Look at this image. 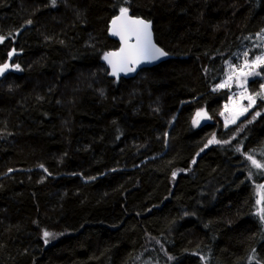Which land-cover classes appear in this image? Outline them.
Here are the masks:
<instances>
[{
    "label": "trees",
    "instance_id": "16d2710c",
    "mask_svg": "<svg viewBox=\"0 0 264 264\" xmlns=\"http://www.w3.org/2000/svg\"><path fill=\"white\" fill-rule=\"evenodd\" d=\"M122 6L170 58L115 80ZM0 36V264H264V103L224 129L214 90L264 0H0Z\"/></svg>",
    "mask_w": 264,
    "mask_h": 264
},
{
    "label": "snow or ice",
    "instance_id": "6c2138e0",
    "mask_svg": "<svg viewBox=\"0 0 264 264\" xmlns=\"http://www.w3.org/2000/svg\"><path fill=\"white\" fill-rule=\"evenodd\" d=\"M126 2V0H125ZM53 5H55V0H52ZM119 16H116L112 20V26L110 28V33L114 36H119L121 39L122 47L119 52H110L104 55V60L112 68V75L118 76L120 72H132L135 71V67L140 63L144 62H152L161 57L167 55L165 51L161 48L157 47L152 42V32H151V22L145 21L143 19H132L129 17V9L128 7H120ZM31 23V21H29ZM135 38V43H130V41ZM5 37L0 36V43H3ZM264 39V37H261ZM15 54L14 50L8 53V60L10 61L12 56ZM248 53H244L245 61L243 66L238 68H230L228 73V78L220 85L218 88L231 87L233 81L236 82L237 87L241 88L243 91L239 93V97L241 100L247 99L249 101L248 105L242 106L238 102H236V106L233 109L234 115L230 119L226 118L225 125L227 126L229 123H235L236 119L240 115H243L248 111L250 107H252L256 102V96L247 95V88L245 84L247 82V77L252 75H261L258 69L264 67V55H258L254 60L249 61L247 59ZM14 68L15 71H20L19 64L10 65L8 62L0 63V75H3L9 68ZM262 89H264V85H262ZM259 95V94H257ZM232 100V98H229ZM225 109H229V105H225ZM224 115V113H221ZM256 115H260L259 112ZM207 113L203 110L198 111L196 116L193 119V125H199L202 119H209ZM255 118V117H253ZM219 143H227V141H220L215 138V135L208 141V144L205 147H208L210 144H219ZM203 151V149H201ZM247 159L251 162V164L258 168L264 169V163L257 162L251 155L247 157ZM195 163V161H193ZM173 180L176 178V173L172 174ZM260 199L257 200V204H264V185H260L258 189ZM261 220L264 221V207L260 208L258 213ZM53 234L45 231L43 233L45 243L48 242L49 237Z\"/></svg>",
    "mask_w": 264,
    "mask_h": 264
},
{
    "label": "rangeland",
    "instance_id": "374dc122",
    "mask_svg": "<svg viewBox=\"0 0 264 264\" xmlns=\"http://www.w3.org/2000/svg\"><path fill=\"white\" fill-rule=\"evenodd\" d=\"M256 45L254 47H247V46H244V47H241L240 49L236 50L224 63V74L222 76V79L221 81L214 87V90H221V89H224V90H227L229 95H228V99L225 103H223L222 105V108H221V111L219 113V119L222 123V126L224 129L230 127V126H233L235 125L237 122L239 121H244L246 119H248L250 117V114L251 112L253 111V109L260 105V103H264V89H262V85H264V78L262 77V73H261V68L258 69V71L261 73V75H252V76H248L247 77V82L245 84V87L247 88V95H254L256 96V102L255 104L250 107L248 109L247 112H245L243 115H240L238 117V119H236V122L235 123H229L227 126L225 125V120L226 118L230 119L232 117V115H234V111L233 109L235 108L236 106V102H238L240 105L242 106H247L249 101L247 99H243L241 100L240 97H239V93L241 91H243L241 88L237 87V84L235 81H233L231 87H225V88H218L217 86L222 84L227 78H228V73L230 71V68H238L240 66H243L244 64V61H245V57H244V53L247 52L249 55L247 57V59L249 61H252L255 59L256 56L258 55H264V45L262 46V52L259 53V54H256L255 56L251 57V51H252V48H255ZM262 79V83L260 85V88L257 92H254L252 93L249 89V85L252 81L256 80V79ZM259 94V95H257ZM232 98V100H230L229 98ZM225 105H229V109L226 110L225 109ZM264 111V108L263 110ZM221 113H224V115H221ZM256 115V114H255ZM253 169L255 171H257V175H258V178L260 179V182L261 183H257V182H254V194H255V199H256V213L258 214L259 211H260V208L261 207H264V204H257V200L260 199V195H259V192H258V189H259V186L260 185H264V169H258L254 166H252ZM53 239V238H52ZM141 264H144L141 262Z\"/></svg>",
    "mask_w": 264,
    "mask_h": 264
},
{
    "label": "water",
    "instance_id": "95a60500",
    "mask_svg": "<svg viewBox=\"0 0 264 264\" xmlns=\"http://www.w3.org/2000/svg\"><path fill=\"white\" fill-rule=\"evenodd\" d=\"M119 14H120V13L116 14V15L110 20L109 25H108V30H107L108 35H109L112 39H114V40H116V41L118 42V48H117L116 50H113V51H110V52H119L120 49H121V47H122V43H121V39H120V37H119V36H114V35H112V34L110 33V28H111V26H112V20H113L116 16H119ZM128 15H129V17L132 18V19H137V18H138V19H143V18H140V17H133V16H131L129 13H128ZM143 20H145V19H143ZM145 21H146V20H145ZM151 32H152V42H153L157 47H159V46L156 44L155 40H154V34H153V31H152V25H151ZM135 42H136V41H135V38H133V39L130 41V43H135ZM159 48H161V47H159ZM161 49H162V48H161ZM162 50H163V49H162ZM163 51H164V50H163ZM110 52H107V53H110ZM105 54H106V53H105ZM105 54H104V55H105ZM103 57H104V56H103ZM103 57H102V63H103L104 66L107 68V70H108V72H109V75H110L112 78H114L115 80H120V79H132V78H134V77L137 75V73H138L139 71H141V70H143V69L152 68V67H155V66L159 65L160 63H162V62L166 61L167 59H169V58H170V55L167 53L166 56L161 57V58H159V59H157V60H154V61H152V62H150V63H149V62L140 63L139 65H137V66L135 67V71L127 72V73H125V72H120L118 76H113V75H112V68H111V66L107 63V61L104 60ZM4 74H5V73H4ZM4 74H3V75H0V78L3 77ZM210 121H211L210 119H202V120L200 121V123H203V122H210Z\"/></svg>",
    "mask_w": 264,
    "mask_h": 264
}]
</instances>
